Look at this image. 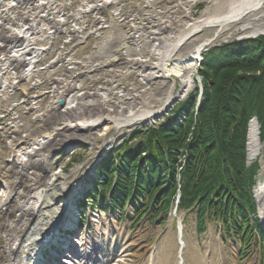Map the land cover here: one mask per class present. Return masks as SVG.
<instances>
[{"label": "bare ground", "instance_id": "1", "mask_svg": "<svg viewBox=\"0 0 264 264\" xmlns=\"http://www.w3.org/2000/svg\"><path fill=\"white\" fill-rule=\"evenodd\" d=\"M21 1L0 0V264H29L42 245L41 237L75 214L70 206L78 191L76 181L100 148H93L71 174H56L57 151L74 144V136L68 135L64 142L54 141L63 135L61 131L94 140L112 125L125 133L151 122L196 88L203 47L264 31V0H184L177 8L150 0L154 14L147 15L159 22L160 30L166 29L161 33L137 28L146 1L92 0L76 13L65 4L60 7V0H34V4L23 0L26 7ZM202 1L208 7L196 18L193 8ZM180 8V18L168 15ZM89 10L95 13L88 17ZM90 18L99 24L91 27ZM127 77H132L131 84L121 85ZM155 85L162 89L154 92ZM89 111L92 117L87 116ZM258 131L253 123L250 159L264 148ZM262 155L255 197L264 223ZM184 216L175 211L159 241L132 263L127 226L99 223L93 238L82 243L74 264H224L221 239L213 228L200 243L196 231L188 235ZM173 222L178 223L177 232ZM68 242L71 247V239Z\"/></svg>", "mask_w": 264, "mask_h": 264}, {"label": "trees", "instance_id": "2", "mask_svg": "<svg viewBox=\"0 0 264 264\" xmlns=\"http://www.w3.org/2000/svg\"><path fill=\"white\" fill-rule=\"evenodd\" d=\"M200 74L205 99L199 109L190 96L176 106L175 116L140 132L135 137L139 142L123 146L117 158L103 161L105 178L98 180V186L107 192L112 189L114 208L132 196L142 197L144 209L154 204L158 216L172 206L180 177L181 205L187 209L199 205L201 223L207 212L232 224L239 218L242 227L238 233L253 227L264 241L262 226L252 220L257 211L252 189L259 162L246 163L253 116L264 131V35L207 51ZM186 113L180 124L177 116ZM103 201L108 208L106 197Z\"/></svg>", "mask_w": 264, "mask_h": 264}, {"label": "rangeland", "instance_id": "3", "mask_svg": "<svg viewBox=\"0 0 264 264\" xmlns=\"http://www.w3.org/2000/svg\"><path fill=\"white\" fill-rule=\"evenodd\" d=\"M140 1H143V2L146 1V5L139 10V12L144 13V15L141 16L140 14L142 25H140L137 28L139 30L140 29L143 30L144 32L146 30H150V31L157 30L159 33L167 32L166 29L160 30L162 28L159 27V22H157L156 19L148 17L147 14H154L151 12V8H150L151 5L148 4L150 0H140ZM182 1L184 0H177V1L156 0L154 4H156L157 6H162V7H167V8L169 7L177 8V3L182 2ZM83 2H86V3L84 4ZM125 2L126 1H123L121 4ZM61 3L62 1H59L60 5ZM71 3L72 4L70 6L66 5V7L70 10V12L75 11L76 13L77 10H79L82 6L87 5L89 2L84 1V0H71ZM178 7L180 6L178 5ZM207 7L208 6L206 2L204 1L196 4V6L193 8L194 17L197 18L198 16H200L207 9ZM108 10H113V8H109ZM181 12H182V9L180 8L178 12L174 14L168 13V15L171 17L173 15L176 17H179V16H182ZM94 13L95 11L89 10L87 12L88 17L89 15H93ZM103 13H106V12H103ZM165 16L163 17V15H161V17L160 16L158 17H160L162 21H166L168 20V18ZM71 17H72V14H71ZM90 17L95 18L94 16H90ZM106 17L108 19L111 18L108 12H107ZM93 18L88 19V24H90L91 27L97 26L100 22V20L98 22V21H95ZM67 22L69 21L67 20ZM63 25H61V27ZM61 34L62 33H60V35ZM73 38H76V37L73 36ZM122 62L123 60L118 61V63H122ZM104 69L107 72L108 68L104 67ZM131 69L136 70L140 68H137V66H132ZM198 72H199V64L195 71V79L197 83L196 88L192 92H190V94L186 98L180 99L176 101L175 103H173V105L169 107L167 111H165L166 114L172 113L176 105L182 102H185L187 99H189L190 96L194 94L195 90L198 89L199 87ZM131 78L132 77L130 78L127 77L123 79L121 81V85L131 84V82L133 81ZM150 83L151 82L148 80L147 84H150ZM161 87L157 89V85L153 86L154 92H158L160 89H162ZM125 108H127V106H125ZM96 112L99 115L106 114L102 110H97ZM165 113L162 114L161 116H156L155 120L157 121L162 120ZM87 116L92 117L93 112L89 111V113H87ZM139 129H140V126H136L135 128H132V131H135V130L137 131ZM61 132L63 133V135L57 136L56 138L53 139L54 141L61 140L62 142H64L67 139L64 136L68 135L69 137L74 136L72 137L74 140V144L72 145V147H67V146H64L63 148L61 147L57 151L55 159H54V164H53V172H55L56 174H67V175L71 174L74 168H76L79 165H83V163L86 162L87 157L89 155L88 153L91 152L93 148H100L99 154L92 160V162L89 165L86 166L83 173L85 174V171L90 168L93 170H96V167L102 160L100 158L102 157V155L106 153V151H110V149H112L114 144L123 142V137L125 135L129 137V136H132L134 133H136V132H131V131L130 133L128 131V134L118 133L113 125L111 126V129L108 133L101 134L100 137L95 138L94 140H91L89 138L82 139L81 137H78L66 130L61 131ZM261 154H264V148L262 149ZM84 174H82L81 177L79 178L81 182L83 181L82 176H84ZM78 184H80V182H78ZM135 209H137V204H129L123 210V213L121 209L120 210L117 209V211L114 214L113 213L110 214L108 212L106 213V218L108 220H111L112 218L115 219V221L118 222V226L127 225V232L129 235L127 244H128V247H130L129 253L131 255V261H130L131 263L132 261L133 262L140 261V259H142L146 254H148L151 248L159 241L162 235L168 230L170 219L173 214L172 212L174 211L175 208H173V210H171L172 212L170 211L167 215L166 214L160 215L156 220H155V212L148 211L145 214L141 213L140 215H138L137 210L135 212ZM178 211H180L182 214L185 215L184 219H185L187 233L188 235H192L194 231H196L197 229V219H198L197 210L185 211L184 209L178 208ZM210 228H213L214 236L220 237L221 239V241L219 242L222 245V251L220 253V256L221 255L223 256L224 264H260L262 256L264 254V247L260 244V241L255 233L252 234L247 248L244 251H241L240 237H238L236 233H234L233 235L228 231L223 219L219 217L214 218L211 215L208 216L205 231L202 234L198 235L200 243L202 242L203 237H205L206 233L209 231ZM173 230L174 232H177L178 230L177 222H173Z\"/></svg>", "mask_w": 264, "mask_h": 264}, {"label": "water", "instance_id": "4", "mask_svg": "<svg viewBox=\"0 0 264 264\" xmlns=\"http://www.w3.org/2000/svg\"><path fill=\"white\" fill-rule=\"evenodd\" d=\"M218 45H219V43H218ZM208 48H210L209 46H205L203 49H208ZM64 103V101L62 100V101H60V104H63Z\"/></svg>", "mask_w": 264, "mask_h": 264}]
</instances>
